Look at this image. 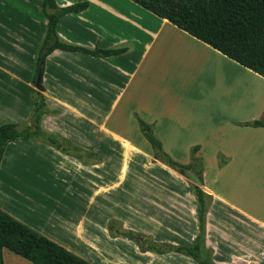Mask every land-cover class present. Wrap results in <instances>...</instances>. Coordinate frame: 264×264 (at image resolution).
Here are the masks:
<instances>
[{"label":"crops","instance_id":"obj_1","mask_svg":"<svg viewBox=\"0 0 264 264\" xmlns=\"http://www.w3.org/2000/svg\"><path fill=\"white\" fill-rule=\"evenodd\" d=\"M55 1L88 4L59 20L62 41L121 52L55 50L42 64L43 0H0V126L33 127L45 101L41 135L6 147L0 209L101 264H264V126L249 125L264 122V77L132 0ZM139 120L180 165L193 164L197 147L194 169L210 196L204 221L146 213L147 179L155 194L167 189L170 208L186 198ZM133 193L142 194L136 206ZM135 210L152 221L132 224ZM3 258L33 264L8 249Z\"/></svg>","mask_w":264,"mask_h":264},{"label":"trees","instance_id":"obj_2","mask_svg":"<svg viewBox=\"0 0 264 264\" xmlns=\"http://www.w3.org/2000/svg\"><path fill=\"white\" fill-rule=\"evenodd\" d=\"M132 1L264 77V0ZM87 5V3H80L60 9L55 0H43L48 28L40 54L42 64L55 50L96 57L111 56L121 52V50H89L61 40L57 33L59 20L67 14L82 12ZM44 108V97L40 95L36 103L33 127L21 130L13 123L0 126V164L9 143L41 135L40 123ZM249 125L261 127L264 126V122L254 121ZM139 126L154 149L157 159L183 174H186L187 170H193L203 182L200 173L193 167L196 161L194 152L197 147L193 149V164L180 165L172 161L163 151L152 126L142 120H139ZM194 188L198 197L199 218L200 221H204L210 196L198 186ZM4 249L33 264H92L0 209V264H5Z\"/></svg>","mask_w":264,"mask_h":264},{"label":"rangeland","instance_id":"obj_3","mask_svg":"<svg viewBox=\"0 0 264 264\" xmlns=\"http://www.w3.org/2000/svg\"><path fill=\"white\" fill-rule=\"evenodd\" d=\"M162 163H164V162L162 161ZM164 164H166V163H164ZM198 166H199L198 162L193 164V167H198ZM174 170L177 171V176H176L177 180L176 181L178 183L177 185H178L179 192L180 193L182 192V194H184L183 196L186 198V200L183 199V201L186 204V207L178 206V208H170L167 189L161 188L162 192L160 191V193L155 194L153 191V189H154L153 186L148 185V183H150V182L147 179L148 183L146 184L147 185L146 197L148 198L149 202L146 203V205H147L146 206V213L147 214H155L156 215L155 218L158 217V219H160V221H195L197 216H198V219L200 221L198 197H197L196 190L194 188L197 185L193 184L186 177L185 174L181 173L180 171H178L176 169H174ZM164 180L166 182H168L169 179H164ZM183 181L185 182V185H184ZM172 184H175L173 180H172ZM149 186H151V187H149ZM185 187L187 188V191L183 190ZM199 188L202 189V186ZM141 195H142L141 193L140 194H136V193L131 194L130 201L131 202L134 201L133 206H136L137 204H139L137 202V199L139 198L141 200ZM236 195H238V194H236ZM115 197L116 198H123L124 197L125 200L127 199V195L123 196L121 194V191H119V193H115ZM179 199H181V198L179 197ZM152 200L160 201L161 204H163V208L161 210L155 211V209L153 208L154 203ZM148 203H150V204H148ZM208 204H210V203L208 202ZM140 205H141L140 206V210H141V208H143V202ZM196 205H197V207H196ZM196 209H197V213L194 212V210H196ZM120 210L122 211L121 208L119 209V212H121ZM128 221H133L132 224L138 225L139 224L138 221H152V220L144 219L143 216L138 214V212L135 210V211H130V216H129ZM147 228H150V227L147 226ZM131 234H133V232H131ZM161 234H168V232H166V230L163 229L161 231ZM121 251L122 250L119 248H115L113 250L109 249L110 253H117L118 252L117 255H120ZM88 258L86 257L84 259L93 263V264H101V263H99L100 262L99 259H97L95 257H88ZM167 259L168 258H166L164 260H167Z\"/></svg>","mask_w":264,"mask_h":264},{"label":"water","instance_id":"obj_4","mask_svg":"<svg viewBox=\"0 0 264 264\" xmlns=\"http://www.w3.org/2000/svg\"><path fill=\"white\" fill-rule=\"evenodd\" d=\"M37 87L40 90L43 89L41 86V73H39L38 78H37ZM185 175L193 184H195L199 187L202 186V182H201L200 178L197 176V174L194 171L187 170Z\"/></svg>","mask_w":264,"mask_h":264}]
</instances>
